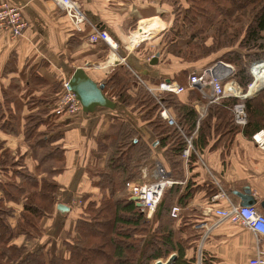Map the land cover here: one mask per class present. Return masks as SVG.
<instances>
[{
  "label": "trees",
  "instance_id": "obj_1",
  "mask_svg": "<svg viewBox=\"0 0 264 264\" xmlns=\"http://www.w3.org/2000/svg\"><path fill=\"white\" fill-rule=\"evenodd\" d=\"M158 1L170 8L172 21L163 39L158 41L157 62L150 66L169 68L176 64L182 69L169 75L163 71L156 79L149 77V73H135L148 88L156 89L169 80L178 83L184 91L179 95H151L143 86L134 89V76L129 70L116 73L104 83V96L115 104L114 109L108 110L123 108L127 112L126 120L116 119L96 140L93 152L104 155L106 164L103 169L88 168L85 187L76 198L78 204H63L69 208L63 213L57 209L56 199L65 167L62 160L58 163L52 158L58 155L65 158V155L52 144L67 136L68 126L80 113L67 115L57 108L54 117L48 120L42 116H25L23 138L31 146L32 155H15L0 140V264H153L172 254L176 256L174 264H195L200 233L194 225L206 219L193 222L184 209L195 197L200 196L199 202L206 204L219 192L212 181L206 177L204 180L201 175L206 174L199 161L206 137L212 133L215 136L220 129L232 138L237 134L251 138L264 131V89L242 101L247 123L240 128L232 114V107L239 99L224 97L218 103H209L201 90L189 83V75L218 63L228 64L232 72L221 80V85L235 84L246 94L252 81L249 65L264 60V0ZM86 29L71 30L75 38L70 40L72 47L79 44L76 39ZM145 55L149 57L147 52ZM12 63L7 64L3 73L13 72ZM30 83L27 92L39 89L37 92L44 93L49 88L57 101L62 96V81H49L32 72ZM19 88L14 84L4 96L3 105L0 104V130L9 137L15 135L21 121L9 110V102H13V94L16 96ZM183 95L188 96L184 101ZM197 100L205 102L202 114L192 105ZM4 107L9 112L6 115H3ZM162 109L173 125L161 117ZM58 118L64 121L58 123ZM141 124L152 132V142L139 136ZM189 137L193 149L185 162L181 157ZM41 149L46 155L41 154L39 160L37 152ZM31 158L39 161L33 168L28 166ZM152 158L161 163L172 181L182 182L185 178L183 165L190 176L184 185L167 188L152 219H147L131 200L126 184L142 183L143 169ZM175 205L181 212L172 219L170 210ZM57 213L71 216L73 224L57 244L49 246L42 223ZM204 248L202 264H205Z\"/></svg>",
  "mask_w": 264,
  "mask_h": 264
},
{
  "label": "crops",
  "instance_id": "obj_2",
  "mask_svg": "<svg viewBox=\"0 0 264 264\" xmlns=\"http://www.w3.org/2000/svg\"><path fill=\"white\" fill-rule=\"evenodd\" d=\"M0 1H7L20 7L23 20L27 23V28L19 39H11L8 34L0 31V104L3 105L4 96L9 94L14 84L20 87L19 93L17 92L16 96L13 94V102H9L11 114L21 120L17 124L16 133L13 137H9L0 130V140L6 142V146L10 147L15 155L23 153L32 155L31 146L27 145L23 138L24 117L42 116L48 120L50 117H54V113L58 110V101L49 88L44 89V93L37 92L39 89L27 92L28 85H31L32 72L44 76L49 81L63 82L69 79L75 69L83 67H74V63L70 61L71 59L74 61L78 57H86L84 61L90 63L96 60L100 61L99 68L94 71L96 73H92V77L88 75L97 84L106 83L116 73L129 69L143 74L149 73V77L153 79L159 78L163 71L169 75L182 69L176 64L169 68H164L161 65L150 66L148 59L151 56L147 59L145 55L147 50L141 47L142 39L148 34H154L155 29L160 27V23L172 21L170 8L158 0H76L91 26L86 27L85 34H82L79 40L76 39L79 44L73 47L70 44L71 39L75 40L74 34L71 33L72 28L63 13L51 0ZM155 22L159 23L155 24ZM135 26L138 28L140 26H156V28L142 31L140 27L139 32L137 31L138 34L135 33L132 37L131 43V30ZM93 28L106 31L116 42L119 47L116 54L119 58H126L128 65L126 69L115 73L109 70L110 73L106 75L107 71L103 69V66L106 64L105 59L109 53V47L105 43L89 44L87 39ZM137 35L139 36L136 37ZM127 46H129V50L126 49ZM11 63L13 72L8 75L3 73L7 64ZM82 69L87 73V69ZM223 72H226V68H223L221 73ZM166 81L169 80H164V82ZM35 84L38 83L34 82ZM134 84L133 82V88L137 89ZM181 97V100L184 101L188 96ZM51 102L54 103L51 104ZM192 105L199 113H203L205 110V102L200 100L192 102ZM6 110L5 107L2 109L3 115L9 113ZM126 114L127 112L123 108L116 111L97 109L93 114L81 111L68 126L67 136L65 135L54 145L52 144L65 155V158L62 155L52 158V160L56 159L58 163L62 160L61 164L65 167L63 175L59 178L62 187L57 194L56 205L76 206L78 204L76 198L81 195L85 187L88 168L103 169L106 164L104 155H97L93 152L96 140L102 137L113 121L116 119L126 120ZM62 121H64L63 118L57 120L58 123ZM138 132L139 136L148 143L154 139L150 129L143 124L139 126ZM213 134L207 135L206 146L202 158L199 159L208 170L205 169L206 174L201 175L206 180L207 172L212 171L217 175L219 182L224 177L222 180L224 185L223 183L220 185L225 188V190L223 189L225 199L215 200L213 203L211 197L210 201L203 204L198 200L200 196L195 197L184 209L188 211L187 215L192 217L193 222L200 218L212 220V216L204 215L205 209L209 206L225 209L230 204L239 205V199L231 193L232 191H242L245 187L250 189L251 195L256 199L258 205L255 207L264 214V210L259 207V203L264 202V148L258 147L252 137L245 138L241 134H237L233 138L229 137L227 135L230 134H226L224 129H220L215 136ZM38 152L46 155L42 149ZM31 159L28 160V166L33 168L38 160L32 159L31 161ZM183 169L185 178L182 182L177 181L179 185H184L185 180L190 176L184 165ZM62 215L57 213L53 218L44 220L42 223L45 238L50 241L47 244L49 246L57 244L64 232L72 227V217ZM260 245L264 251V238L260 240ZM255 246V236L247 229L224 224L216 229L206 243L204 248L205 264H248L249 259L254 255Z\"/></svg>",
  "mask_w": 264,
  "mask_h": 264
},
{
  "label": "built area",
  "instance_id": "obj_3",
  "mask_svg": "<svg viewBox=\"0 0 264 264\" xmlns=\"http://www.w3.org/2000/svg\"><path fill=\"white\" fill-rule=\"evenodd\" d=\"M51 1L56 5L57 9L63 13L71 28L76 32H81L84 27L91 26L85 13L76 0ZM26 28L27 23L23 20L21 8L14 6L7 1H0V31L8 34L11 39H19ZM87 40L89 44L92 45L105 43L109 47V53L106 56V64L103 66V69H108L115 73L128 67L126 58H119L116 54L119 47L106 31L93 28L92 33L88 36ZM126 49L129 50V46H127ZM153 57L154 56H151L148 60L150 61ZM259 63H264V60L251 63V69ZM99 66L100 65H94L92 68L95 70L99 68ZM214 67L215 66H212L200 72H193L189 75V83L193 86H197L203 94L204 92L206 94L210 92L209 98L204 94L209 103H218L224 97L239 99V102L232 107V114L234 123L240 128H243L247 123L245 107L242 102L245 99L244 95H242L241 90L235 84L230 83L222 86L220 83L221 80L231 74L232 68L227 65L228 68H226V72L221 73L220 71L219 73L214 74ZM130 72L134 76L135 87L138 88L143 86L151 95H155V93H173L179 95L184 91V88L176 82H162L156 89L148 88L141 76L132 70H130ZM109 73L110 71H107V74ZM255 83L253 77V83L251 86ZM68 84V80L62 82V96L57 103V107L67 115L79 114L81 113L82 108L75 95L69 90ZM160 115L169 125H173L172 119L164 109L161 110ZM252 140L258 145V147L264 148L263 131L254 134ZM192 149V137H189L186 139V147L182 152L181 158L183 161H187ZM153 176L154 179L151 182H129L126 184L127 193L131 198H138L140 211L145 214L147 219H152L165 190L173 185H177V182L168 178V175L165 173L160 163L156 164V170ZM144 177L145 174L143 172L142 179H145ZM207 178L215 184L217 189H219V192L211 198L213 203L215 200L225 199V192L220 185L221 183L219 182L217 175L212 171H209L207 172ZM180 212L181 208L175 205L170 210V217L176 219ZM204 213L205 216H212V220H202L194 225V229L200 233L195 248V264H202V251L204 246L216 229L224 224L241 226L252 233L256 239V246L254 255L249 259L248 264H264V251L260 245V240L264 238V214L255 206L240 207L239 205L230 204L225 209L209 206L205 209Z\"/></svg>",
  "mask_w": 264,
  "mask_h": 264
},
{
  "label": "water",
  "instance_id": "obj_4",
  "mask_svg": "<svg viewBox=\"0 0 264 264\" xmlns=\"http://www.w3.org/2000/svg\"><path fill=\"white\" fill-rule=\"evenodd\" d=\"M157 62V56H154L149 62V65H155ZM223 68H228L227 65L223 63H218L213 69V73L217 74L223 70ZM169 81H166L168 83ZM69 90L75 95L76 99L80 103L82 112L86 114H93L99 108L114 109L115 104L108 100L104 94L103 90L105 84H97L87 75L84 69L77 68L73 71L72 75L68 79ZM264 89L260 87L257 91L252 93H247L244 98L257 95L260 91ZM206 97H210V92L207 94L204 92ZM233 196L239 199L240 207H253L258 205L256 199L251 195V191L248 187H245L242 191H232ZM132 201L136 203L137 207H140L138 198H131ZM261 210H264V202L259 203ZM59 211L68 212L69 208L65 205L57 206ZM176 256L171 255L165 262L156 261L154 264H174Z\"/></svg>",
  "mask_w": 264,
  "mask_h": 264
},
{
  "label": "rangeland",
  "instance_id": "obj_5",
  "mask_svg": "<svg viewBox=\"0 0 264 264\" xmlns=\"http://www.w3.org/2000/svg\"><path fill=\"white\" fill-rule=\"evenodd\" d=\"M157 23H159V22H155V24H157ZM170 24H171L170 22L160 23V25H159L160 27L158 29H155L156 31L153 32L155 35L154 34H152V35L151 34H148L144 39H142L143 44L141 45V47L147 50L146 52L148 53V56H155L153 54H155V52H157V50H158V41H160V40L163 39L162 36L165 35L167 29L170 28ZM140 27L138 28V26H135V27L132 28V30H131L132 36H131L130 41L132 40V37L134 36V34L137 33V31L139 32ZM154 27H156V26H154ZM142 31H143V29H142ZM127 40H129V39H127ZM131 43H132V41H131ZM160 45H159V48H160ZM84 58H86V57H78L76 60L73 61V59H71L70 61H72L74 63V67L75 66L76 67L77 66H83L82 68L87 69V75H90L92 77V75H93L92 73H96V72H94L95 70L92 68V66H94V65L98 66L100 61L99 60L98 61L96 60V61H92L90 63V62H85L84 61ZM104 70L105 71H109V70H106V69H104ZM248 70H249L250 75L251 76L252 75L254 76L253 70H252V73H251V64L249 65ZM105 71H103V72H105ZM106 75H107V73H106ZM253 76H252V81H251L250 85L248 86V88L253 83ZM254 80H255V77H254ZM243 95H245V94H243ZM151 141H153V139ZM39 152H37V153H38V158L40 160L42 158V156H41V154ZM157 163H160V162L157 161V160L154 161V159H153V160L150 161V163H148L149 165L145 167V171H144V174H145V177L144 178L145 179H143V182H151L152 181V178L154 177V176L152 177V174H154V172L156 170V164ZM194 257H195V253H194ZM167 259H162V260H158V261L165 262ZM155 262H153V264Z\"/></svg>",
  "mask_w": 264,
  "mask_h": 264
},
{
  "label": "bare ground",
  "instance_id": "obj_6",
  "mask_svg": "<svg viewBox=\"0 0 264 264\" xmlns=\"http://www.w3.org/2000/svg\"><path fill=\"white\" fill-rule=\"evenodd\" d=\"M155 29L156 27H151V26H142L141 29L145 30V29ZM158 29V28H157ZM138 34V33H137ZM141 34V33H139ZM143 35V34H142ZM141 35V36H142ZM139 35H137L136 37H138ZM146 36V35H145ZM139 40L141 38H138ZM138 41V40H137ZM252 70H253V73H254V76L255 77V84L250 86L246 92L247 93H254L255 91H257L260 87H263L264 86V63H259L257 65H255L254 67H252L251 69V73H252ZM243 95V94H242ZM247 98H250V97H247Z\"/></svg>",
  "mask_w": 264,
  "mask_h": 264
}]
</instances>
